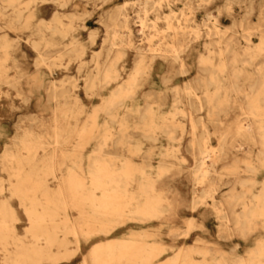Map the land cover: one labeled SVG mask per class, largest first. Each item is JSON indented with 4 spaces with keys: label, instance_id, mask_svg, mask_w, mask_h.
I'll return each instance as SVG.
<instances>
[{
    "label": "bare ground",
    "instance_id": "bare-ground-1",
    "mask_svg": "<svg viewBox=\"0 0 264 264\" xmlns=\"http://www.w3.org/2000/svg\"><path fill=\"white\" fill-rule=\"evenodd\" d=\"M71 1L0 0V20H6L0 29L31 30L25 38L1 33L0 89L2 83L19 88L23 73L9 74L11 68H19V51H33L36 68L45 66L51 72L68 67L65 57L85 51L75 30L86 14H66ZM178 1L184 2L134 0L138 33L148 40L147 52L134 42L126 8L110 14L105 21L106 55L101 59L99 52L92 58L94 65L82 86L87 96L99 95L102 89L109 93L78 123L84 110L74 93L79 79L51 78L45 87L47 98L59 103L52 123L38 125L33 117L6 144L0 154L6 173L0 175V264H62L73 255L70 244L78 248L81 241L90 249L78 264H264V9L257 27L241 21L238 37L232 28H222L217 18L213 25L205 22L206 29L190 26L191 0L180 11L164 12ZM207 20H212L211 14ZM253 33L259 35L257 42L251 39ZM97 34L90 31L91 42ZM201 40L205 53L196 45ZM131 48L136 55L122 78L120 61ZM192 50H199L198 76L194 83L174 88L168 114L158 110L165 104L164 92L145 93L143 106L135 101L157 57L170 56L179 63V72L187 73L182 53ZM30 97L23 98L27 102ZM202 110L205 116L196 114ZM232 112L237 115L228 124ZM113 123L119 125L116 133ZM134 131L152 141L168 140L169 149L157 165L150 155H143ZM187 132L193 164L186 184L191 198L185 203L179 200L173 170L181 168L177 161L182 160L180 146ZM92 139L96 145L85 155ZM233 147L238 152L226 163ZM227 184L228 191L222 193ZM13 200L29 222L23 234ZM209 214L220 233L232 232L254 245L241 253L240 243L226 248L201 236L188 242L197 217L206 219ZM178 219L186 229L173 225Z\"/></svg>",
    "mask_w": 264,
    "mask_h": 264
},
{
    "label": "rangeland",
    "instance_id": "rangeland-1",
    "mask_svg": "<svg viewBox=\"0 0 264 264\" xmlns=\"http://www.w3.org/2000/svg\"><path fill=\"white\" fill-rule=\"evenodd\" d=\"M186 1L187 0H184V2ZM96 2L98 6H96L97 4H94L92 0H72L70 4L64 8V12L66 14L70 12L86 14L83 20L77 22L81 26L75 30V36H77L81 43H83L85 51L73 54L71 57H65L63 62L68 65L67 68L62 66L55 68V70L51 72L47 67L43 66L42 69L38 70L33 62L35 55L33 51L26 50L27 55H22L20 51L17 52L19 68L17 70L15 68H11L9 70V74L15 76L23 73V78H21L18 83L19 88H14L9 86L7 83H2L0 89V154L3 152L6 144L11 143L12 137L15 134L22 132V128L31 124V118L36 117L37 121L35 123L38 125H49L52 123L53 109L59 103H57V101H50L47 98V91L45 87L50 84L51 78H54V80L73 77L79 79L78 84L80 87L76 88L74 93L80 96L84 110L78 116V123H83L92 109L101 103L102 96L109 93L110 89H102L98 91L99 95L87 96L82 86L85 84L84 79L88 70H90L94 65L92 58L99 52L101 53V59H104L106 55L107 51L104 48V38L106 33L105 21L109 20L108 18L110 14L117 13L119 8L123 6L126 8L127 13L130 15V25L134 30V42L136 45L143 47L144 52H147L145 48L148 45V40L142 39L143 36L138 33L140 23L136 22L137 19L135 18L138 6L133 4L134 0H108L103 3H101V1ZM184 2L178 1L173 3L171 8L166 7L164 12H170L171 9L180 11V9L184 7ZM191 2L192 9H187V12L191 17V21L189 22L190 26L200 25L203 29H206L204 23L208 22L209 25H213V21L217 18L222 28H232L234 31H237L238 37L240 36V33H242V26L240 25L241 21L248 22L251 26L257 27L261 23V12L264 9V0H240L239 2L233 3L229 0H191ZM250 7H253V9L250 10ZM208 14H211L212 20H207ZM46 16L48 18L50 13ZM152 17L154 18V15H152ZM5 21L6 20H0L2 24H4ZM164 25V21H160V27H163ZM91 30L98 31L95 42H91L89 38ZM3 32L8 33L12 38H19V36L25 38L31 35L30 29L12 30L6 27L4 29H0V35ZM188 36H192V33H189ZM204 39H206V36ZM251 39L253 42H257L259 39L258 33H253L251 35ZM202 40L196 45L200 48V52L205 53V49L201 45ZM25 42V40H21V44L24 46L27 45ZM158 42V38H155L154 43ZM135 55V50L131 48L129 49L127 55L120 61L122 78L127 76L128 71L132 67ZM198 56L199 50L182 53V57L187 63V73H180L179 63L174 62L170 56L167 58L157 57L153 61L152 72L149 75L148 80L144 81V84L139 89L138 97L135 101L143 106L145 103V93L155 90L164 92L166 94L165 104L159 106L158 110L161 115L168 114L171 110L174 88L177 86H183L186 83H194L196 81L195 78L198 76ZM35 76L37 77L36 80H34ZM165 77L169 78L167 83L163 82V78ZM113 85L115 84H111L110 86ZM28 94H31V97L27 102H25L23 97ZM196 114L205 116L206 111L202 110ZM236 115L237 114L234 112L229 115L228 124L233 122ZM99 121L101 123L103 122V115L100 116ZM132 122H130V124H133ZM112 126L114 133L118 132V123H113ZM211 130L213 131L214 128L212 127ZM133 134L135 136L134 140L140 141L143 155H150L152 157V163L157 165L158 161L161 159L162 153H166L169 149L168 140L165 137H160L157 141H152L143 137V134L140 131H134ZM189 135L190 133L187 132L185 139H183L180 146L179 155H181L182 160H178L177 162L180 163L181 168H175L173 170L174 185L181 191L179 200L185 203L190 202L191 198V195L187 190L188 186L186 185L189 167L193 164V158L188 148ZM211 142L216 144L217 137L212 135ZM95 145L96 139H92L89 143H87L84 148L85 155H88L94 149ZM68 149H70V147ZM229 152L228 157L225 159L226 163L234 159V155L238 152V149L233 147L229 149ZM135 159L137 161H141L142 156L135 155ZM0 175L6 176V173L2 171L1 166ZM229 186V184L224 185L222 187V193H226ZM13 203L16 207H18L20 215L17 227L20 234H23L25 229L28 227L29 222L27 221L21 208H19L18 200H13ZM203 223L208 226L211 232L210 234L203 231L201 225ZM173 225L179 227L181 230L187 228L186 224L179 219L176 220ZM199 236L205 237V239L212 242L221 243L226 248H230L236 243H240L241 245H239V251L241 253H244L247 247L254 245V241H250L248 244H245L239 236L232 234V232L223 230L220 233L217 221L212 214L207 215L206 219L197 217L196 222L190 230L188 242L196 241ZM255 236H257V233L253 235V237ZM70 246L73 250V255L62 264L80 263L83 256L86 255L90 249V246H87L84 241L79 243L78 248L75 242H72Z\"/></svg>",
    "mask_w": 264,
    "mask_h": 264
}]
</instances>
